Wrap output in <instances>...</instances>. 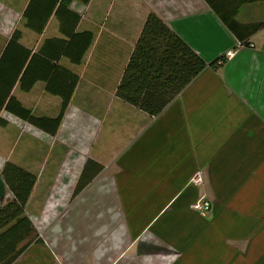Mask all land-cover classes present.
<instances>
[{
  "label": "crops",
  "instance_id": "0c3cea01",
  "mask_svg": "<svg viewBox=\"0 0 264 264\" xmlns=\"http://www.w3.org/2000/svg\"><path fill=\"white\" fill-rule=\"evenodd\" d=\"M29 1L0 0V55L16 29L30 50L59 35L53 17L41 36L23 28ZM143 1L206 64L235 53L216 72H202L156 118L115 97L149 12ZM197 2L195 10L186 0L70 4L81 17L77 32L91 31L94 39L81 65L59 62L79 82L56 135L0 115V207L10 198L1 180L6 162L36 176L30 220L44 212L56 183L71 184L42 243L14 264H264V29L241 47ZM237 19L264 21V2L243 6ZM12 96L37 118L60 111V98L44 82L26 93L16 85ZM89 160L102 170L71 199ZM197 169L205 181L192 187ZM199 197L211 203L206 217L190 209Z\"/></svg>",
  "mask_w": 264,
  "mask_h": 264
},
{
  "label": "trees",
  "instance_id": "16d2710c",
  "mask_svg": "<svg viewBox=\"0 0 264 264\" xmlns=\"http://www.w3.org/2000/svg\"><path fill=\"white\" fill-rule=\"evenodd\" d=\"M91 0H30L23 12V28L41 36L49 20L58 23V36L45 39L36 50L25 47L22 32L14 30L0 55V115L7 112L29 125L55 136L78 85L76 74L59 64L61 59L79 66L92 45L91 31L77 32L81 20L71 11L72 2L87 6ZM235 39L237 45L249 48L250 39L264 29V21L241 23L237 16L243 6L264 0H202ZM226 63L220 57L206 64L164 21L150 12L131 51L115 97L138 111L158 117L206 69L217 71ZM37 82L45 83L48 94L61 100L57 117L37 118L13 96L16 85L26 93ZM6 121L0 117V127ZM88 161L75 184V199L101 172ZM1 180L10 198L0 207V264H14L34 244H41L35 226L26 215V206L36 184V176L6 162Z\"/></svg>",
  "mask_w": 264,
  "mask_h": 264
},
{
  "label": "rangeland",
  "instance_id": "374dc122",
  "mask_svg": "<svg viewBox=\"0 0 264 264\" xmlns=\"http://www.w3.org/2000/svg\"><path fill=\"white\" fill-rule=\"evenodd\" d=\"M128 1H132V0H128ZM149 1V0H148ZM154 2H157L156 4H159V6H162L163 4H164V0H153ZM184 2H185V0H183ZM200 1V0H199ZM144 2V10L148 7L147 6V4H146V2L145 1H143ZM187 6H189V8H190V10H195V9H197V7L199 6V4H198V2H197V0H186V3H185ZM149 9L147 8V11H148ZM156 10V9H155ZM189 10V9H188ZM189 10V11H190ZM153 10L151 9V10H149V12H148V14L150 13V12H152ZM153 13H155V12H153ZM147 14V15H148ZM185 14V12H182V13H177L176 12V16L177 17H182L183 15ZM229 53H230V55H229ZM235 56V53H234V51H232V50H229V51H227L226 52V54H225V59H226V61H229V60H231L233 57ZM197 171H201L202 172V178H204L203 179V183H204V181H205V172L203 171V169H197ZM196 171V172H197ZM195 172V173H196ZM194 173V174H195ZM77 173H74V174H72V178H74V176L76 175ZM194 176V175H193ZM78 178V177H77ZM202 183V184H203ZM190 184V186H192V187H198V186H196L195 184H192V183H189ZM201 184V185H202ZM200 185V186H201ZM70 186H71V184H61V183H56V185L54 186V191H53V194L50 196V198L48 199V200H46L44 203H45V210H44V212H41L39 215H36V216H33L32 218V223H33V225L35 226V228H36V230H37V232L40 234H42V235H40V237L44 240V232L52 225V224H54V223H56V219L60 216L59 214H61V212L60 211H58L57 210V208L58 209H60L61 210V208H63V209H65L64 207L68 204V202H69V198H64V197H62L63 195H64V193H66L67 191H69L70 190ZM74 186V185H73ZM71 197H72V195H71ZM200 199H203L202 201L203 202H208L209 204H210V211H211V203H210V201L209 200H207L206 198H203V197H199L193 204H196L197 202H199L200 201ZM192 204V205H193ZM192 205H191V207H190V209H191V211H193V212H195V213H197V214H200L199 212H196L193 208H192ZM209 211V212H210ZM208 212V213H209ZM207 212L206 213H204V215H202V214H200L201 216H207V214H208Z\"/></svg>",
  "mask_w": 264,
  "mask_h": 264
},
{
  "label": "built area",
  "instance_id": "2783aa9c",
  "mask_svg": "<svg viewBox=\"0 0 264 264\" xmlns=\"http://www.w3.org/2000/svg\"><path fill=\"white\" fill-rule=\"evenodd\" d=\"M230 55V53H229ZM203 179L202 178V172L201 171H197L192 180L191 183L195 184L196 186H200L203 183ZM203 199H200L199 202H197L196 204L192 205V208L196 211L199 212L200 214L204 215V213H208L210 211V204L208 202H203Z\"/></svg>",
  "mask_w": 264,
  "mask_h": 264
}]
</instances>
